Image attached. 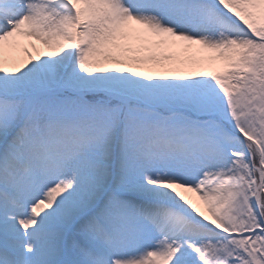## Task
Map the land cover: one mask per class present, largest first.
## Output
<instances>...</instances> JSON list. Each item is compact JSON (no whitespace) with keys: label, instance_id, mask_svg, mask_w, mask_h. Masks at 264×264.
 <instances>
[{"label":"snow or ice","instance_id":"1","mask_svg":"<svg viewBox=\"0 0 264 264\" xmlns=\"http://www.w3.org/2000/svg\"><path fill=\"white\" fill-rule=\"evenodd\" d=\"M0 264H264V0H0Z\"/></svg>","mask_w":264,"mask_h":264}]
</instances>
